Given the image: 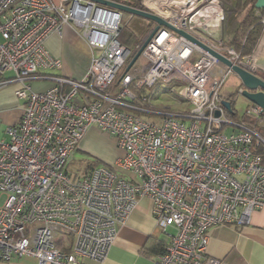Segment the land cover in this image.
<instances>
[{
	"label": "built area",
	"instance_id": "obj_1",
	"mask_svg": "<svg viewBox=\"0 0 264 264\" xmlns=\"http://www.w3.org/2000/svg\"><path fill=\"white\" fill-rule=\"evenodd\" d=\"M140 1L233 62H253L256 48L245 56L227 43L222 0ZM257 15L264 26V9ZM122 21L123 11L94 0H0V87L17 84L22 100L19 119L0 138V263L23 256L38 264L101 262L147 196L170 237L153 264H228L206 252L210 228L249 223L264 207V162L256 149L264 138L222 103L232 68L160 25L141 51L143 61L127 69L155 24L132 49L120 39ZM65 25L91 49L80 79L45 72L62 65L45 39ZM176 79L183 82L178 95L192 107H157L151 88ZM34 80L51 84L35 90ZM246 112L264 124L260 105ZM91 125L114 136L123 153L112 166L75 175L68 166Z\"/></svg>",
	"mask_w": 264,
	"mask_h": 264
},
{
	"label": "crops",
	"instance_id": "obj_2",
	"mask_svg": "<svg viewBox=\"0 0 264 264\" xmlns=\"http://www.w3.org/2000/svg\"><path fill=\"white\" fill-rule=\"evenodd\" d=\"M263 42L251 64L253 70L257 69L258 72H264ZM44 44L53 56L62 60L60 68H47L45 72L65 74L75 79L85 76L91 63V49L86 40L79 35L76 27L65 25L61 31L52 32L45 39ZM50 84V80H34L32 87L35 90H44ZM21 113L22 100L18 101L14 87L8 85L0 87V121L5 124V129L8 124L15 123ZM93 145L101 147L105 152L114 153L115 159L123 153L116 138L103 132L96 125L88 128L75 151L81 150L98 156L94 152L96 149L92 148ZM74 157L75 152L73 160ZM106 160L110 162L112 159ZM120 172L126 177H133L131 172L122 170ZM169 239L170 237L157 225L152 214L150 198L141 196L126 222L119 226L107 257L101 262L81 258V262L82 264H153L156 256L165 249ZM206 252L208 255L224 258L228 264H264V207L253 211L249 223L212 226L209 230ZM0 264L38 263L34 257L23 256L14 257Z\"/></svg>",
	"mask_w": 264,
	"mask_h": 264
},
{
	"label": "rangeland",
	"instance_id": "obj_3",
	"mask_svg": "<svg viewBox=\"0 0 264 264\" xmlns=\"http://www.w3.org/2000/svg\"><path fill=\"white\" fill-rule=\"evenodd\" d=\"M138 3L139 6H141V1L140 0H134ZM225 4V10H226V20L223 23V35L226 39V41H228L229 38V33L230 31H232L233 27L235 26V24L243 17V15L246 13V11L248 10V8L251 5V2H247V0H245L242 4V6L240 7V9L236 8V0H232L230 1V3L226 2V0H222ZM143 8H147L145 6H142ZM124 21L125 22H129V23H135L138 24L140 27H143L144 30H146V28L148 27V24L150 23V30L151 28L154 26L155 22L143 17L141 15H137V14H132L129 12H123V25H124ZM148 30V31H150ZM264 43V42H263ZM132 49H134V46H131ZM263 48H264V44H263ZM246 61V65L251 64L252 60H246V58L244 59ZM142 62L143 59L141 56H139L138 60L136 62ZM261 70V69H259ZM122 69L119 71V75L122 73ZM7 75H11L12 72H6ZM183 85V82L181 80H173L172 82L169 83H158L156 84L153 88H151V91H153V100L156 104L158 105H166V106H170L173 109H182V108H191L192 104L188 101H186L184 98L180 97L178 95V93L180 92L181 88ZM11 87H14V92L16 90V88L18 87L17 84H11L8 85ZM240 86V81L239 78L237 76V74L232 71L225 83L224 86L222 88L223 94L225 96H233L234 99V109L236 111V115L237 117H242V115L245 113L247 107L251 104L250 100L248 98H246L244 95H242L239 91L238 88ZM15 96L17 97L18 101L20 102L21 99L17 96V94L15 93ZM144 117H148L150 119H153L155 117V115H150V114H146V113H141ZM4 129H5V124H3L0 121V138H2L5 133H4ZM94 150V152L97 153L98 156H94L92 154L89 153H85L84 151L78 150L75 151V157H74V165L78 166L81 163L85 164L86 162H95L98 163L97 165H103V164H108L111 165L113 164L115 158V154L112 152H105V150H101V147L93 145L92 146ZM112 159L110 160V162H107V160L105 161V159ZM104 159V160H103ZM83 160V161H81ZM113 161V162H112ZM112 163V164H109ZM75 170V168H73ZM174 229L170 228V231H173Z\"/></svg>",
	"mask_w": 264,
	"mask_h": 264
},
{
	"label": "trees",
	"instance_id": "obj_4",
	"mask_svg": "<svg viewBox=\"0 0 264 264\" xmlns=\"http://www.w3.org/2000/svg\"><path fill=\"white\" fill-rule=\"evenodd\" d=\"M115 1L127 3L135 7H139L138 3L134 0H115ZM230 1L232 0H226V2L228 3H230ZM244 1L245 0H236V8L240 9ZM248 1L251 2V5L246 11V13L243 15V17L235 24L232 31H230L227 43L230 44L232 47H234L236 50L241 51L242 55H245V56L252 54L256 48V51L254 53V57H255L257 51L262 47V42L264 40V32H263L264 26L260 22L258 15H257V7L255 5L256 0H247V2ZM150 26L151 24L149 23L146 30H144L143 27H140L138 24L129 23V22L124 21V25H122L121 32H120L121 41L129 47L134 46V49H135L143 41L145 36L148 34L149 32L148 30H150ZM241 61L243 64L246 63L245 60H241ZM255 70L258 74L264 77V72H258L257 69H254V71ZM239 88H238V91H239ZM134 89L137 90L138 92H141V91L147 92V89L144 87L140 89L134 87ZM150 92H151V96L153 97V91H150ZM224 97L229 99L231 102L233 111L230 112L229 115L233 118L240 119L241 121H244L251 126H254L259 132V134L264 138V124H259L256 121L257 119L252 117L251 115H248L246 111L242 115V117H237L236 111L234 109L233 96L224 95ZM156 106L160 107L161 105L156 104ZM256 149L257 151L261 153L263 157V162H264V143H259L256 146ZM97 164L98 163H95V162H86L85 164L81 163L80 165L75 166L74 160L72 159L69 163L68 170L75 175H80L81 173L88 172L91 169H93L95 166H98ZM108 166H111V165H108ZM73 168H75V170Z\"/></svg>",
	"mask_w": 264,
	"mask_h": 264
},
{
	"label": "water",
	"instance_id": "obj_5",
	"mask_svg": "<svg viewBox=\"0 0 264 264\" xmlns=\"http://www.w3.org/2000/svg\"><path fill=\"white\" fill-rule=\"evenodd\" d=\"M99 3L112 6L114 8H117L123 12H129L132 14L141 15L143 17H146L152 21L155 22L154 29L149 34L147 40L143 43V45L133 54L132 58L130 59L127 69L133 66V64L138 60L139 56L141 55V51L146 44V42L152 37V35L155 33V31L159 28L160 25H165L168 27H171L178 31L179 33L185 35L187 38H189L191 41L196 43L197 45L204 48L206 51L211 53L213 56L227 64L232 68V70L237 74L241 91L240 93L244 95L246 98L250 100L251 103H255L260 105L264 110V77H262L260 74L255 72L252 67L249 65H241L239 63L233 62L231 59H229L226 55L220 53L219 51L215 50L214 48L208 46L204 42L200 41L199 39L195 38L191 34L187 33L183 29H177L174 26H172L166 19H164L162 16L158 15L152 10L149 9H143L140 7H135L132 5H129L127 3L118 2L115 0H94ZM255 5L257 8H264V0H256ZM222 103L225 105V107L232 112V106L229 99L224 98L222 100Z\"/></svg>",
	"mask_w": 264,
	"mask_h": 264
},
{
	"label": "bare ground",
	"instance_id": "obj_6",
	"mask_svg": "<svg viewBox=\"0 0 264 264\" xmlns=\"http://www.w3.org/2000/svg\"><path fill=\"white\" fill-rule=\"evenodd\" d=\"M153 10H155V11H158V10H159V8H157V7H153Z\"/></svg>",
	"mask_w": 264,
	"mask_h": 264
}]
</instances>
